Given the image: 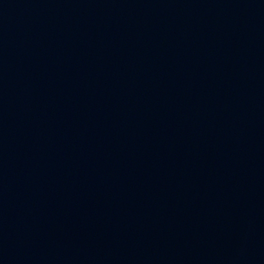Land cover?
<instances>
[{
    "label": "water",
    "instance_id": "water-1",
    "mask_svg": "<svg viewBox=\"0 0 264 264\" xmlns=\"http://www.w3.org/2000/svg\"><path fill=\"white\" fill-rule=\"evenodd\" d=\"M0 264H264V0H0Z\"/></svg>",
    "mask_w": 264,
    "mask_h": 264
}]
</instances>
